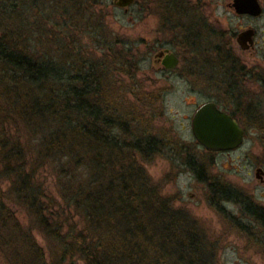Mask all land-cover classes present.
<instances>
[{
	"label": "trees",
	"instance_id": "1",
	"mask_svg": "<svg viewBox=\"0 0 264 264\" xmlns=\"http://www.w3.org/2000/svg\"><path fill=\"white\" fill-rule=\"evenodd\" d=\"M22 1L5 0L7 17L22 18ZM17 29L28 31L22 23ZM30 41L0 37V264H215L216 249L197 223L163 197L142 168L140 159L166 145L129 133L107 102L109 67L88 65L76 53L71 75L67 64L38 57ZM65 50L59 43L57 53ZM133 51L109 47L111 67L136 71ZM194 169L218 213L248 231L224 208L235 204L264 227V209L250 197L204 176L201 165ZM43 173L52 177L55 193Z\"/></svg>",
	"mask_w": 264,
	"mask_h": 264
},
{
	"label": "rangeland",
	"instance_id": "2",
	"mask_svg": "<svg viewBox=\"0 0 264 264\" xmlns=\"http://www.w3.org/2000/svg\"><path fill=\"white\" fill-rule=\"evenodd\" d=\"M23 1L18 3L23 5V16L19 19L7 17L3 10L5 0L2 4L0 0V37L13 39L17 34L30 37V45L38 57L54 58L67 64L72 68L71 75L75 72L72 60L76 53H80L88 65L99 63L104 64V68L109 67L105 87L107 102L113 105L119 119L127 123L129 133L142 141L154 137L166 145L153 158L140 159L151 183L163 197L174 202L175 208L187 212L197 223L216 249L215 264H264V227L241 215L235 204H225L224 208L248 231L240 230L235 221L218 213L208 202V184L200 182L194 171L196 165H201L205 169L204 176L230 185L264 209V183L256 177L257 169H264V133L261 132L264 123L255 121L259 109L264 117V105H219L241 118L248 129L239 149L208 152L192 134V118L210 98L220 104L227 102L229 89L212 83L210 72L198 68V64L186 66L189 62L185 59L172 74L164 75L153 68L154 53L150 52V44L163 41L176 52L183 49L184 40L178 29L186 19L178 20L176 10L173 13L166 10L183 4L182 0H136L128 12L115 6V0H100L98 4L93 0H37L36 5L34 0ZM183 1L184 5L210 8L222 21H230L226 18L230 16V27L235 31L244 26L243 19L225 13L227 3L232 0ZM21 23L28 31L17 29ZM169 32L173 34L167 36ZM59 36L61 41H54ZM39 39L49 45L39 48ZM59 43L66 45L65 52L57 53ZM109 47L134 50L136 71L121 73L116 64L111 67ZM75 66L80 68L81 64ZM40 178L46 188L55 193L52 177L43 173ZM15 208L22 219L21 209ZM36 239L46 249L44 239L40 235H36Z\"/></svg>",
	"mask_w": 264,
	"mask_h": 264
},
{
	"label": "flooded vegetation",
	"instance_id": "3",
	"mask_svg": "<svg viewBox=\"0 0 264 264\" xmlns=\"http://www.w3.org/2000/svg\"><path fill=\"white\" fill-rule=\"evenodd\" d=\"M234 1L228 2L224 11L245 21L244 26L239 30L231 29L230 16L226 17L230 21H222L214 15V11H210V8L184 5L182 0L183 4L167 7L166 10L169 13L176 10L179 15L178 20L183 17L186 19V23H181L178 29V32H182L183 49L179 48L180 50L176 52L163 41L150 44V52L154 53L153 68L160 70L164 75L177 72L185 59L189 62L186 66L196 67L195 64H198V68L210 72L212 83L218 84L219 87L227 86L229 89L227 102L220 104L214 98H210L202 105L212 102L230 115L232 113L219 105H264V0H256L260 8L258 15L238 13ZM121 9L125 12L129 10ZM178 26L179 24L176 25ZM172 34L169 32L167 36ZM195 48L198 51H194ZM172 54L177 58L178 63L175 68L169 69L165 59ZM241 88L243 92L240 91ZM255 120L256 123H264L261 109L255 113ZM261 169L262 183H264V169Z\"/></svg>",
	"mask_w": 264,
	"mask_h": 264
},
{
	"label": "water",
	"instance_id": "4",
	"mask_svg": "<svg viewBox=\"0 0 264 264\" xmlns=\"http://www.w3.org/2000/svg\"><path fill=\"white\" fill-rule=\"evenodd\" d=\"M135 1L115 0L114 5L129 9ZM234 6L240 14L258 15L260 13L256 0H235ZM165 61L168 63L169 69L175 68L178 63L173 54L167 56ZM191 130L197 143L208 152L235 151L243 146L245 141V130L239 122L212 102L201 105L197 109L192 118ZM261 174H263V170L257 169L256 177L263 182Z\"/></svg>",
	"mask_w": 264,
	"mask_h": 264
}]
</instances>
